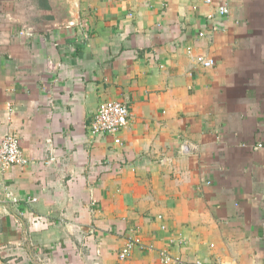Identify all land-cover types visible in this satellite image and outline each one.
Masks as SVG:
<instances>
[{"label": "crops", "instance_id": "crops-1", "mask_svg": "<svg viewBox=\"0 0 264 264\" xmlns=\"http://www.w3.org/2000/svg\"><path fill=\"white\" fill-rule=\"evenodd\" d=\"M11 134L0 264H264V0H0Z\"/></svg>", "mask_w": 264, "mask_h": 264}, {"label": "built area", "instance_id": "built-area-1", "mask_svg": "<svg viewBox=\"0 0 264 264\" xmlns=\"http://www.w3.org/2000/svg\"><path fill=\"white\" fill-rule=\"evenodd\" d=\"M207 4H211L212 0H205ZM229 9L225 6L219 7L218 13L222 16L229 15ZM210 18V17H209ZM212 59L202 61V65L205 68H211L214 66ZM130 113L127 104L118 101H107L102 103L96 112L94 120L91 124V134L94 138L104 137L106 135H118L129 123ZM115 143H120L117 138ZM181 151L184 154L195 153L197 151L196 146L183 144ZM28 164V160L23 154L21 149V141L18 135H7L0 140V166L3 169L9 167H24ZM36 222L42 226H48L50 224L46 217H37ZM136 240L134 244H139ZM133 243H129L124 248L120 257L125 259L132 247ZM143 247V245L141 246ZM174 260L168 253H163L162 264H173ZM199 264V263H197Z\"/></svg>", "mask_w": 264, "mask_h": 264}]
</instances>
